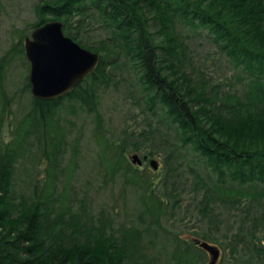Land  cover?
I'll return each mask as SVG.
<instances>
[{"label":"trees","instance_id":"trees-1","mask_svg":"<svg viewBox=\"0 0 264 264\" xmlns=\"http://www.w3.org/2000/svg\"><path fill=\"white\" fill-rule=\"evenodd\" d=\"M34 13L32 29L59 22L64 36L98 60L67 94L30 97L22 126L44 177L25 196H16L13 179L21 138L4 142L0 134V264H143L134 254L139 230L116 233L110 218L91 215L83 203L75 209L55 193L68 126L60 121L61 110L72 114L74 106L95 116L103 140L97 157L101 184L118 177L122 192L132 191L148 235L164 232L161 221L181 208L186 185L200 220L218 227L220 210L231 213L238 220L233 247L264 264V0H37ZM93 27L96 44L87 38ZM197 30L229 62L240 90L186 70L184 33ZM18 59L27 66L21 40L0 57V130L10 103L4 76ZM115 72L125 78L142 127L109 141L96 114L100 92ZM21 90L29 91L27 75ZM129 152L158 157L156 169L141 170L144 161L132 163L125 158ZM193 235L212 242L205 232ZM194 241L191 249L198 251ZM169 243L176 261L188 254L186 241L173 236Z\"/></svg>","mask_w":264,"mask_h":264},{"label":"rangeland","instance_id":"rangeland-1","mask_svg":"<svg viewBox=\"0 0 264 264\" xmlns=\"http://www.w3.org/2000/svg\"><path fill=\"white\" fill-rule=\"evenodd\" d=\"M36 1L0 0V57L10 44L17 40H21L23 50V41L29 38L31 26L36 20L34 13ZM185 34H188V39L185 40L188 48L186 70L189 71L190 68L198 70L197 72H201L210 81L224 84L223 89H229L231 86L235 90H240V86L232 80L234 71L231 65L211 43L206 32L197 30ZM87 38L93 44L100 39L96 29L88 32ZM28 70V64L25 66L24 62L18 59L11 62L4 76V88L10 103L0 134L4 142L17 139L18 136L21 138L17 141L19 155L14 163L13 174L16 196L27 195L31 190L32 182L44 177L41 171L42 163L38 160L33 143L27 135L24 136L25 130L22 126L31 97L28 90H21ZM111 78L112 82L100 92L96 115L99 118V132L102 137L109 141H117L124 130H138L142 127V114L127 97L125 78L118 72L113 73ZM60 121L67 122L68 126L65 134V151L60 158L59 172L55 177V193L64 195L65 199L72 202L75 209L83 203L91 215L98 216L101 213L110 218L113 231L116 233L121 228L139 230L141 232L139 246L134 253L139 263L208 264L210 256L206 252L199 248L198 251L191 249L190 242L193 240L201 242L193 234L201 231L212 239V242L205 243L218 250L214 264H261V261L250 258L246 252L242 254L239 245L236 249L233 247L231 236L236 230L238 220L233 218L231 213L220 210L221 224L218 227L200 220L197 209L191 207L193 195L186 185L183 186L185 188L180 195L181 208L177 209L172 217L161 221L164 232L157 231L154 235H148L137 219L139 207L132 191L125 189L122 192L121 180L118 177L112 182L101 184L97 157L103 140L96 134L95 116L86 114L74 106L72 114L65 109L61 110ZM74 144L76 147L73 151L71 146ZM132 155H136L141 161V153L129 152L125 154V158L130 160ZM150 159L159 162L158 157L154 156ZM150 159L142 162L141 170L145 171L148 168ZM184 177L190 179L188 175ZM186 178L180 181H187ZM173 236L178 240L186 241L188 247V254L185 256L180 253L179 261L174 259L176 256L173 255V245L169 243ZM259 241H261L259 246L264 247V240Z\"/></svg>","mask_w":264,"mask_h":264},{"label":"water","instance_id":"water-1","mask_svg":"<svg viewBox=\"0 0 264 264\" xmlns=\"http://www.w3.org/2000/svg\"><path fill=\"white\" fill-rule=\"evenodd\" d=\"M23 53L29 68L30 95L40 100L67 94L93 70L98 60L95 53L64 36L59 22H46L32 29L29 38L23 41ZM130 160L136 165L141 164L136 155H132ZM148 165L152 170L156 169L155 160H149ZM194 244L210 256L208 264H214L218 250L205 242L196 240Z\"/></svg>","mask_w":264,"mask_h":264}]
</instances>
